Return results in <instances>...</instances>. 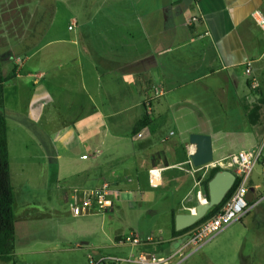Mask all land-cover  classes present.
Here are the masks:
<instances>
[{
	"label": "crops",
	"instance_id": "1",
	"mask_svg": "<svg viewBox=\"0 0 264 264\" xmlns=\"http://www.w3.org/2000/svg\"><path fill=\"white\" fill-rule=\"evenodd\" d=\"M14 1L0 0V70L4 75L13 74L4 83V107L10 105V109L18 114L15 129L23 140L27 135L24 123L33 127L35 139L27 135L29 140L23 141L24 151L28 152V148L33 146L31 155L44 160L50 183L59 182V178L65 179L64 174L71 171H64L66 162H54L53 159L66 161V154L79 147L83 151L78 158L89 161L83 174H77L79 181L85 184L80 188L96 187L103 181H109L119 191L118 201L121 193H132L133 185L142 191L140 199L144 200L141 184L146 179L148 186L153 189L184 180L185 183L177 186L180 188L179 201L168 211L171 225L172 213H186L184 209H193L187 207L185 202L196 189V174L193 173L190 161L195 146L189 142V137L173 144L166 143L165 139L158 140L161 125L168 119L170 107L163 95L167 91H174L178 99H193L191 84L196 82H200L197 91L210 92L214 99L221 101L228 109L235 107L240 110L252 149L259 146L257 138L264 125V101L257 103L258 99L264 97V32L256 23L254 12L260 11L264 15V0H168L156 7L154 16L152 13H144V24L141 16L136 13L134 17L126 8L114 13L100 11L95 17L99 21L91 33L92 38L84 44L74 42L73 45L42 40L54 23L53 10H34L32 13L28 10L19 16L15 11L22 8V3ZM12 2L14 6L6 9ZM196 13H201L203 18L197 23L188 24L189 17ZM138 17L141 22L134 24L133 21ZM71 25H75L74 20L68 29ZM166 40L171 42L170 45H165ZM161 44L163 46L157 48ZM247 67L258 79V91L249 85ZM134 73L137 82L135 88L131 87ZM6 88L9 89L8 95ZM134 89L141 90L144 95L143 104L149 108L146 113L150 123L135 134L130 130L131 140L127 135V125L107 128L103 124L102 119L106 113H103L102 108L111 105L113 114L127 111L131 106ZM255 103L260 105L259 119L257 123L251 124L247 112ZM197 108V115H206L201 104ZM55 114L61 115L60 124L55 122ZM178 117L177 120L180 115ZM82 121L85 122L79 124ZM68 128L76 131V143L65 145L62 137L56 141L49 139ZM199 128L194 124L189 130L197 129L196 133L211 136L213 159L233 152L220 151L218 128ZM144 131L147 132L143 137L145 151L144 144L139 140V137L144 136ZM7 143L10 159L8 122ZM214 152L219 154L217 158H214ZM144 155L148 157L145 162ZM152 168H165V173L153 180L148 176V170ZM183 168L191 172H184ZM187 176L190 178L187 179ZM10 178L13 185L11 170ZM252 185L253 188L259 186L253 180ZM56 188L62 187L58 183ZM151 193L146 191L147 198H150ZM198 198L204 197L197 192L194 206ZM114 203L106 211L110 219L109 214L115 208L118 209ZM256 208L257 212L252 213ZM29 210L19 212L16 217L13 207L14 255L23 250L16 246L17 230L19 236L23 235L27 231V224L40 220L33 213H28ZM107 214H101L96 239L88 234L74 245L56 244L54 249L74 253L79 251L77 248L82 249L79 253L84 260L83 264H88V255L95 258L113 255L112 252L124 247L117 245L124 234L113 228L101 234L100 230L106 222L104 216ZM256 214L260 216L258 223L264 226V201L254 206L240 220L243 224L241 230L236 222L226 228L233 226L229 236L238 234L233 250H240L242 243L239 237L243 230L252 228V217ZM83 222L90 226V220ZM180 237L173 236L170 229L164 237H159V243L155 245L160 251L168 253L180 242ZM156 249L153 245L144 244L140 251L151 253ZM119 253L127 254L124 249H120ZM239 258L244 260L250 257L240 252ZM208 260L214 264L212 258Z\"/></svg>",
	"mask_w": 264,
	"mask_h": 264
},
{
	"label": "rangeland",
	"instance_id": "2",
	"mask_svg": "<svg viewBox=\"0 0 264 264\" xmlns=\"http://www.w3.org/2000/svg\"><path fill=\"white\" fill-rule=\"evenodd\" d=\"M16 1V0H15ZM14 1V2H15ZM18 1V0H17ZM22 3V8L15 11L16 15L28 12L32 13L37 11H54L55 19L51 26L50 31L45 38L47 41L53 40L54 44H71L86 43L87 40L92 38L91 33L96 28V14L100 11H112L118 12L121 9L126 8L130 10L135 17H142L144 24V13H152L153 16L156 12V7L168 0H19ZM18 1V2H19ZM14 2L9 4L6 9L14 6ZM50 4L52 9L50 8ZM26 5V6H25ZM25 6V7H24ZM45 7V9H44ZM47 8V10H46ZM43 9V10H42ZM12 12V11H10ZM20 16V15H19ZM17 19L21 21L20 17ZM146 17V15H145ZM153 19V18H150ZM74 20L75 25L68 29L70 22ZM134 24L140 23V17L133 21ZM62 42V43H61ZM170 41L166 40L165 45H170ZM162 44L157 46L160 48ZM58 54V52H56ZM59 58V57H58ZM61 59V58H60ZM155 71V69H154ZM133 85L131 87H137L136 76H133ZM105 81V80H104ZM110 84V82H106ZM194 92V98H182L178 99L177 93L174 91H167L163 95V98L169 102L167 116L168 119L161 125V130L158 134V140L165 139L164 141L170 144L183 138V141L187 140L190 133H196L195 130H189V127L193 125L200 126L199 129L204 127L211 128L216 127L219 131V145L221 146V152H237L241 149H252V142H249L247 138L248 132H246V123L243 122L240 110L235 107L227 106L221 101L214 99L210 92L197 91L200 87V82L191 84ZM260 85L255 88L258 91ZM6 94H9V89L6 88ZM104 95L105 93L102 92ZM104 99V96H102ZM144 95L141 90L134 89V94L130 102V108L127 111L119 114H113V108L111 105L103 106L102 111L106 115L103 116L102 122L107 128H114L122 126L127 127V135L131 139L130 130H132L135 123L143 117L149 108H145L143 104ZM262 96L257 100V103L264 101ZM46 101V100H45ZM255 103L254 105H258ZM200 104L206 110V115H197L195 112ZM177 105V106H176ZM10 105L4 107V115L8 122V141L10 151V170L12 175V181L14 185V210L16 217L18 213L25 212V209H30L28 213H33L35 217L40 219L33 224H27L26 232L20 234L17 230V243L18 248L23 250L8 262L0 260V264H83L84 261L79 253L82 249H76L79 251H56L55 245H74L79 242L84 235L90 234L97 238L99 233L101 214H92L89 216L73 217L70 213L68 200L69 190L72 187H80L85 185L77 178V174H83L85 167L89 164L88 160L79 159L78 155L83 151L81 147L76 148L66 154V161L64 159H53L54 162H66L64 164V171L70 170L69 173L64 174L65 179L59 178V182L49 179L46 175L45 168L47 165L44 160L36 158L35 155H31L33 152V146L28 148V152L24 151L23 141L29 140L27 135L30 134L31 139H35V132L31 124L24 123L25 133L27 134L24 140L19 137L16 132L15 123L17 122L18 114L13 112ZM180 115V119L178 116ZM55 122L61 123V115L55 114ZM60 118V119H59ZM53 122V119H51ZM264 124V118H263ZM85 121L80 122L84 123ZM131 123V124H130ZM24 129V128H23ZM147 132L144 131V136L139 137L140 143L144 144V139ZM63 138V144L71 145L77 142V133L74 129L68 128L61 131L58 135H52L49 137L52 141ZM168 138V139H166ZM38 139V138H37ZM134 139V138H133ZM257 145H262V157L264 159V125L262 126V132L257 138ZM132 140V139H131ZM146 140V139H145ZM136 141V138L135 140ZM180 141V140H179ZM182 141V140H181ZM146 146L144 144V151ZM153 150H155L153 148ZM219 154L214 152V158H217ZM160 157V156H159ZM147 155H144V162ZM184 172H191L185 168ZM264 165L258 163L252 174V180L254 183H258L257 192L254 194V202L259 200L255 205L264 201ZM49 174V173H48ZM204 178L199 176L196 179L195 190L192 195L185 202L187 207L194 209V198L196 191L200 189L204 199ZM190 177L187 176V179ZM62 188H56V184ZM185 183L183 181H174L160 188H150L147 183V179L142 181L141 187L144 189V200H141L142 191L136 189L131 190L132 193H121L118 199L115 200L118 209L112 211L111 219L108 218V212H104L105 223L102 227V232H106L112 228L118 233L124 235L130 231L137 233L141 238L151 237L153 240L158 241L159 237H164L165 233L171 229L170 215L168 211L170 208L180 199V188L177 187L180 184ZM202 189V190H201ZM139 190V191H138ZM146 191L152 192L150 198H147ZM196 205V203H195ZM261 206V205H260ZM259 206V207H260ZM258 207V208H259ZM254 208V207H252ZM252 210V209H251ZM191 210L184 209L183 212H190ZM257 212V208L252 213ZM259 214V213H258ZM254 218V219H253ZM252 228L243 230V234L239 237L242 246L240 250H233L234 240L238 239L237 235L233 234L229 236L231 232L230 228L226 229L213 239L203 244L198 250L192 253L184 262L180 264H212L208 258H212L214 264H264V226L260 222V216L255 215L252 217ZM84 220H90V226L85 225ZM109 221V222H108ZM110 224V226H109ZM239 230L243 228V224L240 221L236 222ZM94 231V233H93ZM259 232V233H258ZM152 246V245H151ZM157 249L155 253H164L160 251L157 245H153ZM144 248V245L137 246H124L118 248L112 252L113 255H118L120 249H124L127 254L129 251L135 256L138 252ZM240 252L247 257L246 259L239 258ZM105 253V252H102ZM124 255V254H122Z\"/></svg>",
	"mask_w": 264,
	"mask_h": 264
},
{
	"label": "built area",
	"instance_id": "3",
	"mask_svg": "<svg viewBox=\"0 0 264 264\" xmlns=\"http://www.w3.org/2000/svg\"><path fill=\"white\" fill-rule=\"evenodd\" d=\"M202 18L201 13H196L189 17L188 24L197 23ZM254 19L264 32V15L260 11H255ZM72 27L73 25L69 26L70 29ZM246 73L249 75L250 87L252 89L258 87V79L251 74L249 67L246 68ZM262 148V145H259L254 149L239 150L219 159H213L210 164L204 167H193L196 179L199 176L208 175L214 168L229 170L234 174L232 186H235L221 208L209 218L196 225H191L188 230L181 234L180 242L171 251L161 254L140 251L135 256L133 253H128L124 255H104L98 258L88 255V264H180L184 262L203 244L232 223L244 218L252 207L259 202V200L254 202V193L257 188H253L252 174L258 163L264 165ZM164 173L165 168H152L148 170V176L153 180L162 177ZM262 173L264 174V170ZM250 188L253 189L252 202L246 200V195ZM197 192L201 193L199 189ZM118 195L119 191L109 181H103L100 185L91 188L72 187L69 190L68 200L70 213L76 217L104 214V212L113 206ZM158 243V241L153 240L151 237L141 238L137 233L130 231L128 234L120 237L117 245L137 246L144 244L155 245Z\"/></svg>",
	"mask_w": 264,
	"mask_h": 264
},
{
	"label": "trees",
	"instance_id": "4",
	"mask_svg": "<svg viewBox=\"0 0 264 264\" xmlns=\"http://www.w3.org/2000/svg\"><path fill=\"white\" fill-rule=\"evenodd\" d=\"M13 74L4 75L0 70V260L3 262L10 261L14 256L15 251V222H14V194L13 185L10 178L9 159H8V143H7V122L4 115V83L10 79ZM260 105H253L247 112V119L249 123L255 124L259 119ZM150 123L147 113L139 119L132 128V133L135 134L141 129L145 128ZM218 168L212 169L207 178L204 180V196L207 198V181L217 172ZM234 186L226 194L222 202L210 210L196 223L209 218L214 215L224 204V202L231 195ZM174 213L171 215V234L178 236L188 230L190 227L183 230H175L174 227ZM192 225V226H193Z\"/></svg>",
	"mask_w": 264,
	"mask_h": 264
},
{
	"label": "water",
	"instance_id": "5",
	"mask_svg": "<svg viewBox=\"0 0 264 264\" xmlns=\"http://www.w3.org/2000/svg\"><path fill=\"white\" fill-rule=\"evenodd\" d=\"M189 142L195 146V150L190 154V161L194 168L204 167L213 161V150L211 136L208 134L191 133ZM234 174L229 170L220 169L207 181L206 202L196 204L194 209L188 213H178L174 215L175 230H183L200 220L208 210L220 204L232 187ZM253 189L250 188L246 200L252 202Z\"/></svg>",
	"mask_w": 264,
	"mask_h": 264
},
{
	"label": "bare ground",
	"instance_id": "6",
	"mask_svg": "<svg viewBox=\"0 0 264 264\" xmlns=\"http://www.w3.org/2000/svg\"><path fill=\"white\" fill-rule=\"evenodd\" d=\"M206 200L204 198H198L196 204H203Z\"/></svg>",
	"mask_w": 264,
	"mask_h": 264
}]
</instances>
